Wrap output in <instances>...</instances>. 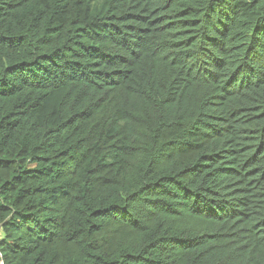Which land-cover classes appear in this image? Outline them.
<instances>
[{
	"label": "trees",
	"instance_id": "1",
	"mask_svg": "<svg viewBox=\"0 0 264 264\" xmlns=\"http://www.w3.org/2000/svg\"><path fill=\"white\" fill-rule=\"evenodd\" d=\"M4 264H264V0H0Z\"/></svg>",
	"mask_w": 264,
	"mask_h": 264
},
{
	"label": "built area",
	"instance_id": "2",
	"mask_svg": "<svg viewBox=\"0 0 264 264\" xmlns=\"http://www.w3.org/2000/svg\"><path fill=\"white\" fill-rule=\"evenodd\" d=\"M2 235H1V232H0V239H1ZM0 264H4L3 261H2V258H1V254H0Z\"/></svg>",
	"mask_w": 264,
	"mask_h": 264
},
{
	"label": "clouds",
	"instance_id": "3",
	"mask_svg": "<svg viewBox=\"0 0 264 264\" xmlns=\"http://www.w3.org/2000/svg\"><path fill=\"white\" fill-rule=\"evenodd\" d=\"M1 258H2V256H1ZM3 261V260H2Z\"/></svg>",
	"mask_w": 264,
	"mask_h": 264
},
{
	"label": "rangeland",
	"instance_id": "4",
	"mask_svg": "<svg viewBox=\"0 0 264 264\" xmlns=\"http://www.w3.org/2000/svg\"><path fill=\"white\" fill-rule=\"evenodd\" d=\"M1 234H2V232H1Z\"/></svg>",
	"mask_w": 264,
	"mask_h": 264
}]
</instances>
